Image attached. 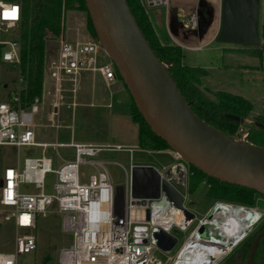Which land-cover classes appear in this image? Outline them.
<instances>
[{"label":"built area","instance_id":"built-area-1","mask_svg":"<svg viewBox=\"0 0 264 264\" xmlns=\"http://www.w3.org/2000/svg\"><path fill=\"white\" fill-rule=\"evenodd\" d=\"M140 1L147 11L159 7H166L167 10L171 8V0ZM12 10H15L14 13ZM21 23V4L16 0H0V66L19 68L21 65V46L16 40ZM183 26L195 30L197 17L190 16ZM54 43L58 53L48 64V76L53 83L51 89L46 90V93L43 90L42 96L35 98L31 105L23 103V90L15 92L7 99L0 96V147H35L43 152L41 157H27L23 165L18 162L16 167L5 169L0 194V225L9 223L17 230L24 229L29 233L16 235L14 252H0V264H19V257L37 250L38 238L34 231L37 229L38 218L50 214L53 207L63 215L64 231L73 235L71 245L59 250V264H184L187 259L185 252L197 254L207 264H216L213 258H227L249 237L262 218L260 216L256 223H249L248 215L254 210L252 207L241 208L246 214L240 227L242 230L236 231L237 234L225 233L223 225L207 217L199 219L195 228L186 234L188 228L180 225L182 219L178 209L171 204L163 191L156 200L132 198L134 166H153L161 176V183L170 184L178 193L179 187L186 191L189 186L190 167L178 154L171 151L174 163L168 168H160L136 163L133 160L135 153H152L141 150L138 146L37 141L35 124L44 104L45 94L50 97L47 104L48 123L53 128L61 129L62 110H74L79 105L84 75L99 76L107 88L119 81L117 67L96 38L70 41L61 35ZM103 54L107 59H103ZM7 87L5 84L3 89ZM49 148L54 149L57 155L60 148L71 149L74 157L72 160L60 158L63 164L55 168L53 159L45 155ZM104 153L129 154L127 166L119 165L126 176L124 187L115 188L113 185L107 171L109 162L101 159ZM82 167L90 168L91 173L83 175ZM49 174L55 176L53 192L50 194L46 193V179ZM203 184L209 185L206 182ZM24 185L34 186V191L22 192ZM217 208L226 212L221 203H217L213 210ZM235 208L231 209L236 211ZM227 215L229 214H222L225 217ZM208 226L215 229L218 235L210 231L202 236L199 230ZM156 230L170 235L182 231L186 234L182 246L173 254L165 253L157 247L154 238ZM156 253L165 256V261L156 256ZM188 258L192 264L194 259L191 256Z\"/></svg>","mask_w":264,"mask_h":264},{"label":"rangeland","instance_id":"rangeland-1","mask_svg":"<svg viewBox=\"0 0 264 264\" xmlns=\"http://www.w3.org/2000/svg\"><path fill=\"white\" fill-rule=\"evenodd\" d=\"M170 6L182 7L184 10H176L175 14H172V10L168 11L166 7H159L154 11L148 10L150 20L154 27L156 25L157 33L159 31L161 35L160 39L165 44H173L168 36L171 31V24L177 25V29L183 36L195 35L197 34L196 31L203 34L202 38H195L184 43L186 48L183 49V63L192 67L206 69L207 75L202 78V83L197 88L208 99L215 101L216 93L229 91L253 103L254 109L252 113L244 120L233 136L238 141L248 142L250 128L254 126L257 116L262 113L264 108V71L260 67L257 56L258 51L248 47L226 45L212 39V36L216 34L220 26V0H194L191 2L171 0ZM193 15H196L198 19L197 29H185L184 23ZM158 21L161 27L158 25ZM258 27L261 30L260 24H258ZM64 34L67 39H69L70 35L73 41L77 39L85 41L88 37L92 38L88 26L87 12L83 10L67 11L63 18L62 35ZM55 41L50 40V42ZM199 46H202V48L199 49ZM225 48L240 51H227ZM53 49L54 45L51 46L50 54ZM103 59H107L104 54ZM45 61L44 77L46 84L44 91L46 93V90L50 89L47 83V57ZM21 79L19 68L9 65L0 66V88H2L0 89V96L7 99L15 92L23 90L24 85ZM5 84L8 86L7 89H3ZM49 100L50 97L45 94L44 104L41 106L40 114L36 119L35 133L39 142L70 143L73 141L110 146H136L138 144L139 127L138 124L132 121L130 110L132 100L122 80H119L111 88H107L99 76L92 75L88 77L84 75L78 99L79 105L74 110H62L61 129L53 128L48 123L47 102ZM108 105H111V107ZM137 146L141 150L151 151L152 153H135L133 160L136 163L155 165L160 168L170 167L174 163L172 156L168 154L171 152L169 149L152 150L141 148L139 144ZM162 152L166 153L162 154ZM48 153L56 157L54 149L49 148ZM59 153L64 158L74 157V151L71 149L60 148ZM41 155L42 149L35 147H23L20 149L0 147V182L3 180L5 169L16 167L18 162L23 165L24 159L27 157H40ZM56 159L54 167L62 163L57 157ZM101 159L109 162L107 171L115 188L124 187L126 176L119 165L127 166L130 160L129 154L104 153ZM82 172L83 175L91 173L88 167H82ZM54 183L55 176L49 174L46 179V193L50 194L53 192ZM21 189L22 192L30 193L34 191V186L24 185ZM188 201L202 215L213 205V201L205 197L201 191L190 194ZM257 205L261 211L258 213V217L262 215L259 224H257L258 226L264 220V197H257ZM217 215L218 218L223 217L219 212ZM196 224L197 222L188 226L187 232L194 229ZM203 229L204 227H201L199 230L201 235H203ZM212 231L216 235V230L212 229ZM28 233L24 229L17 230L12 224L2 223L0 225V252H14L16 235ZM34 234L38 238V248L31 254L19 257V264H59V250L71 245L73 241V235L64 231L63 215L57 212L56 207H53L52 212L47 216H39L37 229ZM175 234L178 243L174 252L184 240L182 231H177ZM156 256L165 261V256L160 253H156Z\"/></svg>","mask_w":264,"mask_h":264},{"label":"water","instance_id":"water-1","mask_svg":"<svg viewBox=\"0 0 264 264\" xmlns=\"http://www.w3.org/2000/svg\"><path fill=\"white\" fill-rule=\"evenodd\" d=\"M84 2L96 39L114 62L132 102L152 132L189 167L220 183L253 190L264 197V147L238 141L194 113L167 71L170 62L156 56L126 0ZM259 8L260 0H222L217 40L226 45L260 49ZM227 118L244 122L231 114ZM177 189L179 193L170 184L161 183L153 166L132 168L133 199L156 200L163 191L179 209L186 191L182 187ZM154 238L157 247L167 254L178 243L177 238L160 230L154 231ZM263 238L264 229L254 239L246 264H254Z\"/></svg>","mask_w":264,"mask_h":264},{"label":"trees","instance_id":"trees-1","mask_svg":"<svg viewBox=\"0 0 264 264\" xmlns=\"http://www.w3.org/2000/svg\"><path fill=\"white\" fill-rule=\"evenodd\" d=\"M16 1L21 4L22 10V23L16 35V40L21 46L19 69L24 85L22 100L25 105H31L35 98L42 96L47 44L50 40H57L61 37L64 14L73 10L87 12V9L84 0ZM126 2L156 56L161 61L170 62L167 71L194 113L210 126L228 136H234L242 122H232L227 118V115L239 116L245 120L254 109L253 103L228 91L216 93L215 101L204 96L197 86L202 83V78L207 75V71L200 67L185 65L183 49L180 46L163 44L159 40L151 24L148 11L140 0H126ZM88 26L92 37L96 38L89 16ZM256 51L261 57V50ZM117 76L121 80L118 71ZM130 110L132 121L139 127V146L144 149L168 150V145L152 132L133 102ZM249 132L248 142L264 147V108ZM204 182H209L211 187H206ZM189 189L191 193L201 191L205 197L210 199L240 203L249 207L256 204L257 197H262L253 190L220 183L194 167H190ZM263 229L264 223L259 231L249 238L224 264H245L254 239ZM254 264H264V238L259 243Z\"/></svg>","mask_w":264,"mask_h":264},{"label":"crops","instance_id":"crops-1","mask_svg":"<svg viewBox=\"0 0 264 264\" xmlns=\"http://www.w3.org/2000/svg\"><path fill=\"white\" fill-rule=\"evenodd\" d=\"M221 6H222V0H220V8H221ZM169 10H172L171 12H172V14H175L176 13V10H178V11H182V10H184L182 7H176V6H171V8L169 9ZM168 10V11H169ZM151 11H154V10H151ZM169 14V13H168ZM173 16V15H172ZM175 16V15H174ZM196 16V15H195ZM197 17V16H196ZM150 18V17H149ZM260 19V20H259ZM259 19H258V24H260V27H261V30L259 29V27H258V29H259V32H260V38H261V48L259 49V50H261V57H259V55L257 54V56H258V58H259V63H260V67H261V69L264 71V0H260V8H259ZM159 20V19H158ZM198 20V19H197ZM151 21V20H150ZM151 24H152V26H153V28H154V30H155V33L157 34V36H158V38H159V40L162 42V40L160 39V33H159V31H158V33H157V31H156V29H155V27H156V25H155V27H154V25H153V23H152V21H151ZM220 26H219V29H218V31L216 32V34L215 35H213L212 37V39L213 40H215V41H218L217 40V36H218V34H219V31H220V27H221V15H220ZM158 25L160 26V22L158 21ZM161 27V26H160ZM162 27H163V24H162ZM177 25H174V24H171V26H170V28H171V31H170V33H168L169 35V38L172 40V42H173V44H167V45H178V46H180L182 49H185L186 47L184 46V43L185 42H187V41H191L192 39H195V38H202L203 37V34H201L199 31H196L197 32V34H195V35H187V36H183V35H181V33H180V31L177 29ZM198 27V26H197ZM157 28V27H156ZM185 28V27H184ZM186 29V28H185ZM197 29V28H196ZM195 29V30H196ZM188 30H191V29H188ZM172 34H174V35H172ZM64 38H66V36H65V34H64ZM90 37H88L86 40H88ZM67 39V38H66ZM68 40H70V41H73L72 40V37L69 35V39ZM85 40V41H86ZM74 41H80V40H74ZM181 41V42H180ZM163 43V42H162ZM163 44H165V43H163ZM54 45V49H53V51L51 52V54L49 53L50 51H51V46H53ZM196 47V46H195ZM200 48L199 49H201L202 48V46H199ZM189 49H191V48H189ZM199 49H192V50H199ZM225 50H227V51H229V50H232V51H240V50H236V49H230V48H225ZM242 51H244V50H242ZM57 53H58V51H57V46H56V44L54 43V42H48V44H47V50H46V57H47V62H48V64H49V62H50V60L51 59H53V58H55V57H57ZM46 62V61H45ZM186 65V64H185ZM48 66V65H47ZM187 66H189V65H187ZM192 67V66H191ZM195 67V66H194ZM48 69H49V67H47ZM201 68V67H200ZM206 70V69H205ZM88 77L89 76H92V75H87ZM50 81V82H49ZM47 83L49 84V86H50V89L52 88V86H53V83H52V81L49 79V76H48V80H47ZM45 84H46V81H45V77H44V84H43V90H44V88H45ZM229 92V91H228ZM48 103V102H47ZM109 107H111V105H108ZM37 137V136H36ZM39 142V141H38ZM73 142V141H72ZM39 143H49V142H39ZM71 143V142H70ZM77 143V142H76ZM59 144H68V143H59ZM83 144H92V143H83ZM93 145H97V144H93ZM138 145V144H137ZM136 145V146H137ZM131 147H133V146H131ZM56 152V151H55ZM46 153H47V155H46ZM166 152H162V154H165ZM55 155H56V157L58 158V159H60V158H62V159H66V160H72L73 159V157H70V158H64V157H62L61 155H60V153H59V151H58V154L59 155H57L56 153H54ZM169 155H171L170 154V152L168 153ZM42 155H43V152H42ZM41 155V156H42ZM45 155L47 156V157H51L52 159H53V164H54V166L56 165V161H57V159H56V157H54L53 156V154H49L48 153V150L45 152ZM40 156V157H41ZM61 160V159H60ZM107 162V161H106ZM63 164V162L61 163V164H59L57 167H55V168H58V167H60L61 165ZM168 168V167H167ZM220 203V202H219ZM232 204V203H231ZM230 203H228V204H223V203H221V207L222 208H225L226 209V211H228V209L230 210L231 209V206H234V205H231ZM250 207H252L254 210H253V212H254V214L256 215V213H260L261 211H260V209L258 208V205H257V200H256V204L255 205H253V206H250ZM229 216V218L230 219H232V220H234L235 221V218H234V216L233 215H228ZM217 217H218V215H217ZM224 217V216H223ZM229 218H225L224 217V219H222V217L221 218H218V221L219 220H221L220 222H219V224L220 225H223V227L225 226V225H227V222H228V219ZM184 221V222H183ZM182 221V223L180 224L182 227H185L186 226V224H185V219ZM233 226H234V224H233ZM238 228H239V226H237ZM212 227H210V226H208V227H206L205 229H204V232H203V235L202 236H206L207 235V233L209 234V232L211 231V232H213L212 231ZM176 233V232H175ZM175 233L172 235V236H174L175 237ZM189 232H186V234H188ZM185 233H184V237H185V235H186ZM176 238V237H175ZM184 241V240H183ZM182 246V245H181ZM179 249V248H178ZM177 249V250H178ZM174 250H175V247L173 248V250L171 251V253L173 254L174 253ZM176 250V251H177ZM204 258H201V260H203Z\"/></svg>","mask_w":264,"mask_h":264},{"label":"flooded vegetation","instance_id":"flooded-vegetation-1","mask_svg":"<svg viewBox=\"0 0 264 264\" xmlns=\"http://www.w3.org/2000/svg\"><path fill=\"white\" fill-rule=\"evenodd\" d=\"M206 187L210 188L211 187V184L207 185ZM198 192V191H197ZM196 192V193H197ZM190 194H195V193H191L190 192V189H189V186H188V189L186 190V193H185V197L184 198V202L181 206V208H179L177 211L179 213V215L181 216V219L182 221L185 219V224H186V228H188V226H190L191 224L195 223V222H198L199 219L203 218V217H207V219H210V220H215L217 223H219L221 220L218 221V217H217V214H218V209L217 208L216 210H213L214 206L217 204V203H223V204H228V203H232L231 205H234V206H231V208L233 207H236L235 210L236 211H233L232 209L229 210L228 209V213L229 215H233L234 218L236 219L235 221L238 223L237 226H239V230H242V228H240L243 224V216L244 214H246L244 212L243 209L241 208H247L249 206L247 205H244V204H240V203H235V202H226V201H220V200H214V199H210L211 201H213V205L210 206L207 210H206V213H204L203 215L201 213H199L197 211V209L192 206V203H189L188 201V197ZM240 207V209H239ZM211 210V211H210ZM220 214V213H219ZM237 214V215H236ZM186 215V216H185ZM262 216V215H261ZM222 219H224V217H222ZM184 222V221H183ZM264 223V220L260 223V225H258L254 231L249 235V237L244 240L235 250H233L229 256L223 260L221 259H217V258H213V260H215L216 264H224L225 261L231 256L233 255L249 238H251L252 236H254L256 234L257 231H259V229L261 228V226L263 225ZM205 229V228H204ZM203 229V230H204ZM213 234L215 235V233L213 232ZM176 235V234H175ZM218 235V233L216 232V236ZM249 256V255H248ZM248 259V258H247ZM247 262V260H246ZM245 262V264H246Z\"/></svg>","mask_w":264,"mask_h":264},{"label":"bare ground","instance_id":"bare-ground-1","mask_svg":"<svg viewBox=\"0 0 264 264\" xmlns=\"http://www.w3.org/2000/svg\"><path fill=\"white\" fill-rule=\"evenodd\" d=\"M218 211H219L220 214H223V215H226L228 213V211L225 212L223 209H220ZM257 217H258V215L255 216L252 219V222H254L255 219H257ZM225 218H229V216L227 215ZM251 218L252 217H248L249 221H250ZM238 223L236 221H234V220L229 218L228 222H227V225H225L223 227V231L225 233H231V232L235 233L236 231H239V228L237 227ZM233 224H234V226H233ZM235 234H237V233H235ZM217 247L218 248H222L220 245H217ZM185 256H186L187 259L185 260L184 264H191V261L188 260L189 259L188 256H191L192 260L194 259V262L192 264H207L206 260L205 259L201 260V257L198 256L197 254L194 255L193 253L185 252Z\"/></svg>","mask_w":264,"mask_h":264},{"label":"clouds","instance_id":"clouds-1","mask_svg":"<svg viewBox=\"0 0 264 264\" xmlns=\"http://www.w3.org/2000/svg\"><path fill=\"white\" fill-rule=\"evenodd\" d=\"M251 213L252 214H250V215H248V217H252L251 219H250V224H253V223H256L258 220H259V217H258V219H255V221L254 222H252V219L255 217V216H257L258 215V213H256V215L254 214V212H252L251 211Z\"/></svg>","mask_w":264,"mask_h":264},{"label":"snow or ice","instance_id":"snow-or-ice-1","mask_svg":"<svg viewBox=\"0 0 264 264\" xmlns=\"http://www.w3.org/2000/svg\"><path fill=\"white\" fill-rule=\"evenodd\" d=\"M12 11H13V13H14V11H15V10H12ZM5 15L7 16V15H8V13L6 12V13H5Z\"/></svg>","mask_w":264,"mask_h":264}]
</instances>
